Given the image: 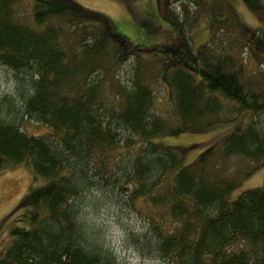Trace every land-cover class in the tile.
Returning <instances> with one entry per match:
<instances>
[{"label":"trees","instance_id":"obj_1","mask_svg":"<svg viewBox=\"0 0 264 264\" xmlns=\"http://www.w3.org/2000/svg\"><path fill=\"white\" fill-rule=\"evenodd\" d=\"M241 2L257 27L233 0H164V20L181 28L210 10L214 30L198 49L200 65L137 55L126 69L138 48L105 13L76 0H0V65L12 74L0 95V168L28 166L46 180L7 216L18 220L0 264H128L98 219L109 205L139 199L157 208L147 227L125 229L144 259L264 264V186L228 201L264 166V0ZM109 37L116 47L107 48ZM159 83L172 102L167 114ZM245 112L247 127L205 147L150 141L210 132ZM27 122L51 132L29 134Z\"/></svg>","mask_w":264,"mask_h":264},{"label":"rangeland","instance_id":"obj_2","mask_svg":"<svg viewBox=\"0 0 264 264\" xmlns=\"http://www.w3.org/2000/svg\"><path fill=\"white\" fill-rule=\"evenodd\" d=\"M81 4L105 13L111 20L114 30L128 41V45L138 48L135 55L130 56L126 69H130L136 56L145 59H157L162 61L181 62L184 64L187 57L196 67L200 62L196 61V55L200 46L206 44L213 34L214 26L212 14L208 8H201L194 12L192 19L181 27L172 25L164 20L162 9L164 0H76ZM242 19L252 27L259 25V19L255 17L241 0H233ZM185 28V29H184ZM111 42L107 48L116 47L117 44L109 37ZM123 50V49H122ZM191 58V59H189ZM198 63V64H197ZM125 71H123L124 73ZM125 76V74H124ZM12 86V74L10 70L0 65V95L10 91ZM157 103L160 113L167 114L172 107L167 87L159 83L157 89ZM240 117L230 124H224L219 128L206 133H185L176 137L158 136L150 141L166 145L188 148L194 144L202 147L210 144L221 134H229L235 128H245L250 122V114ZM24 129L29 134L43 135L51 132L50 129L36 122H27ZM214 137V138H213ZM210 139H212L210 141ZM208 140V141H207ZM208 143H207V142ZM139 143L133 146L137 150ZM124 148H118L122 152ZM203 148L192 149L186 155L185 162H192ZM46 182L43 178H36L31 167L16 165L8 168H0V252L9 244L11 229L15 225V217L7 218L9 214L20 204L31 186H42ZM264 186V166L254 175L244 180L228 196L229 202L236 201L246 191ZM157 208L151 206L148 201L139 199L136 207L125 206L119 209L115 205L104 208L99 215L98 222L106 230L107 239L111 248L122 261L128 264H160L144 259L126 241V227L132 226L137 230L147 227L148 216L156 214Z\"/></svg>","mask_w":264,"mask_h":264}]
</instances>
